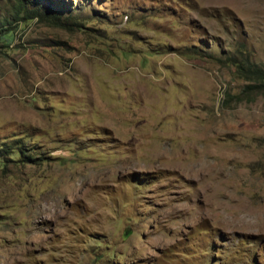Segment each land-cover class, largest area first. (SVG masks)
<instances>
[{
  "label": "rangeland",
  "instance_id": "rangeland-1",
  "mask_svg": "<svg viewBox=\"0 0 264 264\" xmlns=\"http://www.w3.org/2000/svg\"><path fill=\"white\" fill-rule=\"evenodd\" d=\"M14 4L0 264H264V0Z\"/></svg>",
  "mask_w": 264,
  "mask_h": 264
},
{
  "label": "trees",
  "instance_id": "trees-1",
  "mask_svg": "<svg viewBox=\"0 0 264 264\" xmlns=\"http://www.w3.org/2000/svg\"><path fill=\"white\" fill-rule=\"evenodd\" d=\"M35 4V0H16V4L13 6V14L14 20H23V19H34L36 17L40 18H46L49 19L52 23H58L62 21V17L60 14L55 10L51 8H43L40 6H33ZM5 20L0 22V27L5 25V21H7L8 24L11 23V20L9 17L4 18ZM1 33V30H0ZM242 69V65L239 66ZM248 68H245V77L247 80H254L256 83H260L264 85V69L257 66L253 63H248ZM0 145H3L0 144ZM0 151H4L1 150ZM22 151L20 150V153Z\"/></svg>",
  "mask_w": 264,
  "mask_h": 264
},
{
  "label": "water",
  "instance_id": "water-1",
  "mask_svg": "<svg viewBox=\"0 0 264 264\" xmlns=\"http://www.w3.org/2000/svg\"><path fill=\"white\" fill-rule=\"evenodd\" d=\"M128 233H129V232L125 233V236H127V235H128Z\"/></svg>",
  "mask_w": 264,
  "mask_h": 264
}]
</instances>
